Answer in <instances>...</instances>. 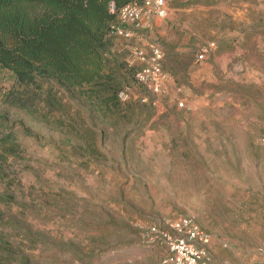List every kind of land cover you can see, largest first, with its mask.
Wrapping results in <instances>:
<instances>
[{"label": "rangeland", "instance_id": "374dc122", "mask_svg": "<svg viewBox=\"0 0 264 264\" xmlns=\"http://www.w3.org/2000/svg\"><path fill=\"white\" fill-rule=\"evenodd\" d=\"M167 6L114 40L108 68L126 98L107 117L81 89L0 69V131L20 143L4 212L31 229L34 264H156L164 248L149 227L185 215L211 233L218 264H264V0ZM151 41L165 54L159 95L116 68L137 66L132 49ZM47 90L54 105L28 98ZM92 132L100 154L73 139Z\"/></svg>", "mask_w": 264, "mask_h": 264}, {"label": "trees", "instance_id": "16d2710c", "mask_svg": "<svg viewBox=\"0 0 264 264\" xmlns=\"http://www.w3.org/2000/svg\"><path fill=\"white\" fill-rule=\"evenodd\" d=\"M133 1L0 0V69L13 72L21 83H35L39 88V81L55 80L69 90L81 89L103 117L118 112L124 79L118 80L116 71L108 68L110 56L115 54L114 40L120 38L110 31L119 18L118 13L110 11V4L115 2L119 11ZM116 68L125 69L138 82L136 65L122 61ZM28 98H41L49 105L56 99L50 90L45 96L36 92ZM57 121L59 126L64 125L63 120ZM73 136L75 141L85 140L89 154H100L96 132L86 138ZM71 141L67 139L68 144ZM19 149L20 143L12 133L4 135L0 131V264H34L27 247L29 240H35L31 229L4 212L5 205H14L15 201L5 186L14 190L17 176L8 165Z\"/></svg>", "mask_w": 264, "mask_h": 264}, {"label": "built area", "instance_id": "2783aa9c", "mask_svg": "<svg viewBox=\"0 0 264 264\" xmlns=\"http://www.w3.org/2000/svg\"><path fill=\"white\" fill-rule=\"evenodd\" d=\"M111 2L110 11L118 13V21L112 23L111 33L124 38L133 37V28L141 23L150 24L155 18L165 19L168 15L167 0L133 1L119 11ZM132 55L139 61L136 79L153 95L163 92L168 75L164 69V49L157 41L145 47H135ZM207 49H201L198 59L205 58ZM126 98V93H120ZM149 97H145L147 102ZM184 103H180L183 106ZM148 244H160L164 248L156 264H218L211 252V233L194 217L185 215L165 224H153L146 235Z\"/></svg>", "mask_w": 264, "mask_h": 264}]
</instances>
